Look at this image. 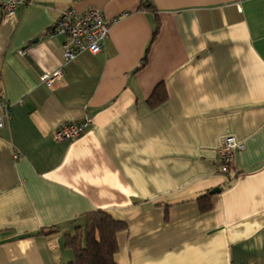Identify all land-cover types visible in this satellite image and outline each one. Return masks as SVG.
<instances>
[{"label": "crops", "instance_id": "0c3cea01", "mask_svg": "<svg viewBox=\"0 0 264 264\" xmlns=\"http://www.w3.org/2000/svg\"><path fill=\"white\" fill-rule=\"evenodd\" d=\"M70 8L100 9L111 28L104 51L65 64L66 37L51 29ZM59 68L55 84L41 81ZM159 84L167 99L151 106ZM0 91L12 101L0 264L72 261L65 233L98 209L127 224L117 264H264V0L0 8ZM81 119L80 137L55 139ZM227 135L245 143L231 174L219 162Z\"/></svg>", "mask_w": 264, "mask_h": 264}, {"label": "built area", "instance_id": "2783aa9c", "mask_svg": "<svg viewBox=\"0 0 264 264\" xmlns=\"http://www.w3.org/2000/svg\"><path fill=\"white\" fill-rule=\"evenodd\" d=\"M27 2L28 0H0V8L7 13H14L18 7ZM110 28L111 22L104 17L100 9L90 8L81 12L70 8L63 12L51 31L64 34L66 37L63 44V55L64 63L67 64L84 52L96 55L104 51ZM62 76L63 70L59 68L53 72H44L41 75V81L51 86ZM11 108L12 101L7 93L0 91V129L7 125L11 116ZM89 123V119L63 122L54 131V137L57 140H74L85 132ZM244 148L245 143L238 141L233 135L223 138L219 148V162L223 173L234 172L233 165L237 161V153ZM16 157L20 158L21 154L17 153Z\"/></svg>", "mask_w": 264, "mask_h": 264}, {"label": "trees", "instance_id": "16d2710c", "mask_svg": "<svg viewBox=\"0 0 264 264\" xmlns=\"http://www.w3.org/2000/svg\"><path fill=\"white\" fill-rule=\"evenodd\" d=\"M152 7V4H145ZM157 26L152 40L157 36ZM147 55L143 59L146 60ZM168 93L163 84H159L149 99L151 106H157L167 99ZM208 203L203 204V209ZM125 221L114 218L110 213L98 209L88 213L83 225L75 227L74 232H66V245L73 248L75 257L63 264H117L115 253L118 248L117 233L126 228ZM52 230H58V227ZM44 230H40L39 233Z\"/></svg>", "mask_w": 264, "mask_h": 264}, {"label": "water", "instance_id": "95a60500", "mask_svg": "<svg viewBox=\"0 0 264 264\" xmlns=\"http://www.w3.org/2000/svg\"><path fill=\"white\" fill-rule=\"evenodd\" d=\"M221 190V188L220 187H218V188H215V189H212V193H215V192H218V191H220Z\"/></svg>", "mask_w": 264, "mask_h": 264}]
</instances>
